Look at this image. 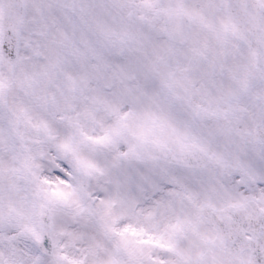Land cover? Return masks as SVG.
Here are the masks:
<instances>
[{
    "label": "snow or ice",
    "instance_id": "obj_1",
    "mask_svg": "<svg viewBox=\"0 0 264 264\" xmlns=\"http://www.w3.org/2000/svg\"><path fill=\"white\" fill-rule=\"evenodd\" d=\"M0 264H264V0H0Z\"/></svg>",
    "mask_w": 264,
    "mask_h": 264
}]
</instances>
